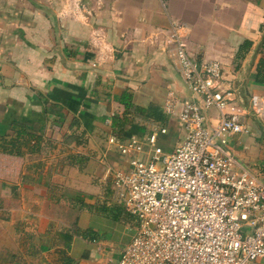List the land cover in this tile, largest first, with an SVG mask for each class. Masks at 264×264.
I'll use <instances>...</instances> for the list:
<instances>
[{
  "label": "crops",
  "instance_id": "obj_1",
  "mask_svg": "<svg viewBox=\"0 0 264 264\" xmlns=\"http://www.w3.org/2000/svg\"><path fill=\"white\" fill-rule=\"evenodd\" d=\"M172 23L193 59L221 63L246 128L228 148L264 178V0H0V264L118 260L136 220L113 184L128 164L111 123L124 97L144 113L130 109L123 137L162 127L165 152L183 139L162 110L190 98Z\"/></svg>",
  "mask_w": 264,
  "mask_h": 264
},
{
  "label": "built area",
  "instance_id": "obj_2",
  "mask_svg": "<svg viewBox=\"0 0 264 264\" xmlns=\"http://www.w3.org/2000/svg\"><path fill=\"white\" fill-rule=\"evenodd\" d=\"M167 34L189 99L171 95L163 105L176 114L184 137L170 152L158 144L164 128L144 138L111 136L108 142L127 159V171H114L113 184L136 232L120 257L105 264H251L264 261V178L240 163L228 139L246 131L230 108L221 63L195 60L182 29ZM252 110L261 116L258 98ZM214 110V122L208 111Z\"/></svg>",
  "mask_w": 264,
  "mask_h": 264
},
{
  "label": "trees",
  "instance_id": "obj_3",
  "mask_svg": "<svg viewBox=\"0 0 264 264\" xmlns=\"http://www.w3.org/2000/svg\"><path fill=\"white\" fill-rule=\"evenodd\" d=\"M122 101H123V106L125 110L127 111V114L125 113L123 116L114 117L111 123L112 134L115 135L116 137H123L124 133L128 131V126L132 122V119H129L128 117L130 109H133L136 115L141 116L144 113L143 109L138 108V107H133L131 104L126 102L124 97Z\"/></svg>",
  "mask_w": 264,
  "mask_h": 264
}]
</instances>
